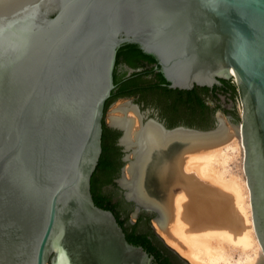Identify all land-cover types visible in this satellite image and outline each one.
<instances>
[{"label": "water", "instance_id": "obj_1", "mask_svg": "<svg viewBox=\"0 0 264 264\" xmlns=\"http://www.w3.org/2000/svg\"><path fill=\"white\" fill-rule=\"evenodd\" d=\"M125 44L153 56L147 65L171 90L231 81L237 94L219 96L209 129L197 127L201 112H172L156 92L106 109ZM104 122L121 132L119 184L133 220L144 211L181 264L190 263L151 223L176 239L169 224L180 191L188 228L217 229L245 246L250 239L235 196L183 170V155L240 139L241 131L264 252V0H0V264H158L94 202ZM256 264H264L261 255Z\"/></svg>", "mask_w": 264, "mask_h": 264}, {"label": "bare ground", "instance_id": "obj_2", "mask_svg": "<svg viewBox=\"0 0 264 264\" xmlns=\"http://www.w3.org/2000/svg\"><path fill=\"white\" fill-rule=\"evenodd\" d=\"M240 130V128H239ZM231 152L240 159L242 175H233L229 169ZM183 170L194 173L203 183L220 191L234 195V204L246 225L250 227V239L247 245L236 243L230 234L220 230L194 232L181 220L182 205L188 201L184 191L174 196V216L169 224L167 236L154 222L157 233L166 243L176 250L190 264H256L264 252L255 231L251 195L245 173V149L242 135L233 136L229 141L209 150L195 151L183 155Z\"/></svg>", "mask_w": 264, "mask_h": 264}, {"label": "trees", "instance_id": "obj_3", "mask_svg": "<svg viewBox=\"0 0 264 264\" xmlns=\"http://www.w3.org/2000/svg\"><path fill=\"white\" fill-rule=\"evenodd\" d=\"M142 60L151 64L156 63V59L151 55L145 54L137 44H125L118 50L116 68L114 71L115 89L112 91L111 97L106 103V109L111 102L117 99L131 97L138 93L156 92L167 97V106L172 112H180L187 115L201 112L205 121L201 126L197 124V127L209 129L214 125V115L220 106L212 108L207 103L209 89L196 87L191 91L171 90L167 86H163L167 83L160 73L156 75L157 82L144 78V75L154 72V69L134 73L128 77V69H137L141 67ZM230 82H223V84H226V86L231 89V97L233 98L237 94V91L236 87L232 86ZM231 112L233 115H236L235 111ZM169 126L173 127L171 121L169 122ZM118 137H120V133L109 129L104 122L102 137L103 151L91 181V191L94 202L101 208H104L105 199L101 196H97V186L100 178L104 183H109L111 181V174L117 171L116 167L108 165L107 160L111 156L116 157V161L119 159L120 151L119 148L115 146V140ZM108 207H111L110 203H108ZM120 225L122 226L121 223ZM124 232L130 243L142 246L150 255L155 257L158 264H181L178 259L175 257L173 258L172 253L155 235L153 237L155 241L152 242L146 235H134L133 233H128L126 229H124Z\"/></svg>", "mask_w": 264, "mask_h": 264}, {"label": "flooded vegetation", "instance_id": "obj_4", "mask_svg": "<svg viewBox=\"0 0 264 264\" xmlns=\"http://www.w3.org/2000/svg\"><path fill=\"white\" fill-rule=\"evenodd\" d=\"M141 68H143L142 72L150 71L151 69H153L151 66L147 65V61L145 60L141 61ZM144 78L153 80V82H157L156 74L154 72L144 75ZM221 94L230 97L232 95L231 89H229L225 84L223 87L209 90L207 103L209 104V101H212L214 103V106L209 104L212 108L218 106L222 107L221 99L219 97ZM106 125L112 131H117L121 134L119 130L110 127L108 124ZM118 140L119 137L115 140V146L118 147L120 151L119 159L116 161V157L111 156L107 160L108 165L116 167L117 171H115L114 174H111V181L109 183H104V181L100 178V181L98 182L97 186V196H101L103 197V199H105L103 205L104 208L114 213L118 221L122 224L123 228L128 231V233H133L134 235L142 236L146 235L150 241L154 242L155 240L153 237L155 234L149 224V217L144 211H141L138 218L133 220L131 213L134 210V205L133 203L128 202L126 200L120 188L119 180L121 178L122 168L125 162L123 159L124 153L122 151V148L119 146ZM108 203H110L111 207H108Z\"/></svg>", "mask_w": 264, "mask_h": 264}, {"label": "rangeland", "instance_id": "obj_5", "mask_svg": "<svg viewBox=\"0 0 264 264\" xmlns=\"http://www.w3.org/2000/svg\"><path fill=\"white\" fill-rule=\"evenodd\" d=\"M240 127V126H239ZM231 159L229 162V169L231 171V173L233 175H242V169H241V164H240V159L237 157V154H235L234 152H231ZM155 220L151 219V223L154 224ZM155 227V226H154ZM156 230V229H155ZM157 232V231H156ZM158 234V233H157ZM159 235V234H158ZM160 236V235H159ZM161 237V236H160ZM162 238V237H161ZM163 239V238H162ZM164 240V239H163ZM164 242L166 243V241L164 240ZM167 244V243H166ZM168 245V244H167ZM169 246V245H168ZM171 247V246H169ZM172 248V247H171ZM173 249V248H172ZM176 251V250H175ZM177 252V251H176ZM178 253V252H177ZM179 254V253H178ZM180 255V254H179ZM181 256V255H180ZM182 257V256H181ZM184 260H186L187 262H189L187 259H185L184 257H182ZM190 263V262H189Z\"/></svg>", "mask_w": 264, "mask_h": 264}]
</instances>
